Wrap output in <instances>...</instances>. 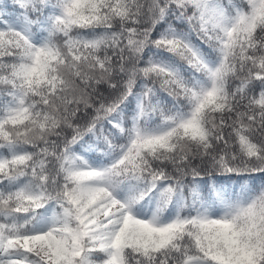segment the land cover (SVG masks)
Here are the masks:
<instances>
[{"label":"snow or ice","instance_id":"1","mask_svg":"<svg viewBox=\"0 0 264 264\" xmlns=\"http://www.w3.org/2000/svg\"><path fill=\"white\" fill-rule=\"evenodd\" d=\"M0 264H264V0H0Z\"/></svg>","mask_w":264,"mask_h":264}]
</instances>
